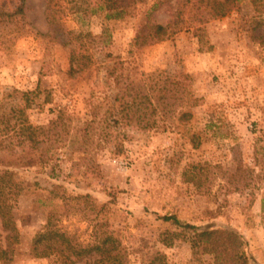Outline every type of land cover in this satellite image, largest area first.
<instances>
[{
    "label": "rangeland",
    "instance_id": "374dc122",
    "mask_svg": "<svg viewBox=\"0 0 264 264\" xmlns=\"http://www.w3.org/2000/svg\"><path fill=\"white\" fill-rule=\"evenodd\" d=\"M213 2L228 0H146L122 20H63L66 31L102 36L90 42L95 56V49L119 56L150 99L156 84L179 100L165 113L146 103L129 125L103 130L97 122L86 139L83 124L97 98H111L109 119H121V92H107L103 73L92 68L70 78L76 45L62 48L38 36L55 27L44 18V0H25L28 36L9 51L0 46V171L11 172L18 185L8 199L23 241L7 264H65L26 253L48 217L51 229L83 246L95 236L118 239L129 264H221L192 249V228L232 229L244 240L248 264H264V181L234 189L226 179L239 160L247 175L259 172L253 151L264 143V0H234L225 16L214 15ZM16 4L0 0L7 12ZM152 24L170 25L169 38L144 39ZM60 109L72 117L62 140L54 143L50 132L36 145L20 133L55 120ZM115 143L123 147L119 155ZM53 185L61 191L51 195ZM62 192L64 199L55 197ZM7 234L0 220V249Z\"/></svg>",
    "mask_w": 264,
    "mask_h": 264
},
{
    "label": "trees",
    "instance_id": "16d2710c",
    "mask_svg": "<svg viewBox=\"0 0 264 264\" xmlns=\"http://www.w3.org/2000/svg\"><path fill=\"white\" fill-rule=\"evenodd\" d=\"M44 18L52 27L51 32L46 34H38L43 39H47L49 43L57 41L59 47L65 48L69 45H76L78 56L76 59L70 58L66 74L73 78L75 75L82 74L89 69L96 72H102V81L107 83L105 89L107 92H112L113 88L121 92L119 99L120 108H122L121 119L110 120V99L100 102L92 108L90 113V120L84 121V129H86V139L89 135V130L93 129V124L99 123L104 128H107L110 123H127L128 125L135 116H143V111L146 103H152L160 111L164 112L173 106V103L179 101L173 94L169 95L166 86H159L157 90L153 84L150 86L152 90V98L145 94L146 86L142 83H136L130 79L126 72L124 62L119 56H113L104 49H95L96 56L92 52L91 41L94 39H101L102 36L92 37L91 34H83L79 32H71L64 30L61 23L68 17L81 16H104L106 20H122L128 17H133L139 5H142L146 0H44ZM232 1L228 0L225 5H219L213 2L211 5L214 15L225 16L229 13L228 7ZM205 21V20H203ZM25 24V0H17L16 6L12 11L7 12L0 6V29L3 31L0 46L4 51H9L14 43L28 36V30L23 27ZM148 34L146 38L150 43H159L167 40L171 35L170 25L152 24L147 26ZM99 73L97 78H99ZM105 90H100L105 91ZM102 92V93H103ZM180 99V98H179ZM173 102V103H172ZM176 105V104H175ZM180 107V104L176 105ZM168 112V111H167ZM165 113V112H164ZM71 116L66 115L64 110L60 109L55 120L48 122V124L34 127L30 132L21 131L22 136L26 137L30 143L40 145L38 142L41 137L43 140L48 139V134L53 133L54 140H62L67 130L66 121L71 122ZM143 123L142 120L138 124ZM69 133V132H68ZM67 133V134H68ZM39 138V139H38ZM85 138V137H84ZM87 141V140H86ZM259 148H254L253 161L254 165L258 167L259 172L256 176L247 175L241 164V160L237 161L235 168L231 172H227L226 178L228 184L234 189H247L252 185L260 184L264 181V143ZM4 142L0 143V146ZM9 145V144H7ZM10 146V145H9ZM8 146V147H9ZM7 146L4 149L8 148ZM113 149L115 155H119L123 147L121 144H114ZM12 151L10 150L9 153ZM20 161H23L24 156L20 155ZM196 184L201 182V167L194 169ZM12 173L5 170L0 171V220L3 229L7 234V246L5 249H0V264H7L13 259V249L21 246L23 241L17 234V230L12 221V208L9 205L8 196L12 194L14 185L12 180ZM50 194L59 193L60 187L52 186ZM65 193L62 192L60 196L55 194V197L64 199ZM165 221H172L179 229H185L175 218L166 217ZM48 224L43 227V231L35 233V235L28 242L27 255L32 258H46L54 255L62 258L65 264H76L79 261H85L84 264H129L125 248L122 247L118 239H113L108 236H95L91 244L83 246L76 243L75 236L66 234L58 229H51ZM47 226L49 228H47ZM190 232V244L192 249L207 254L213 257L216 263L221 264H248V257L244 248V240L234 230L227 228L198 230L196 228L188 229ZM150 264H153L150 263Z\"/></svg>",
    "mask_w": 264,
    "mask_h": 264
}]
</instances>
